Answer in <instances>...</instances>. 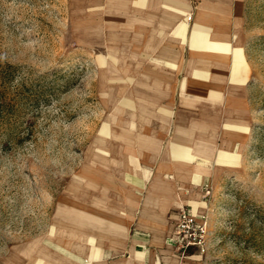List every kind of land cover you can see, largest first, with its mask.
I'll return each instance as SVG.
<instances>
[{"label":"rangeland","instance_id":"rangeland-1","mask_svg":"<svg viewBox=\"0 0 264 264\" xmlns=\"http://www.w3.org/2000/svg\"><path fill=\"white\" fill-rule=\"evenodd\" d=\"M134 11L137 22L132 0H0V264L44 262L69 209L124 185L136 143L122 136L142 127L133 93L154 68ZM238 43L242 100L214 111L219 154L193 202L210 229L200 264H264V0H243Z\"/></svg>","mask_w":264,"mask_h":264},{"label":"crops","instance_id":"crops-1","mask_svg":"<svg viewBox=\"0 0 264 264\" xmlns=\"http://www.w3.org/2000/svg\"><path fill=\"white\" fill-rule=\"evenodd\" d=\"M132 4L139 16L136 22L133 12L132 30L145 33L144 61L154 68L144 73L146 82L133 93L141 97L139 106L132 103L131 109L143 112L142 127L122 136L136 143L128 159L130 171L124 174L123 186H109L115 194L84 200L83 209H69L68 237L55 238L53 248L59 249H49L39 264H200L201 255L194 254L198 250L183 255L178 249L177 223L182 206L202 215L193 202L197 187L210 173L206 162L219 154L207 134L218 116L214 111L230 110L242 100L247 78L238 43L243 0ZM191 13L189 27L186 17ZM123 104L131 103L126 99ZM171 111H177L174 120ZM228 157L223 151L219 159ZM58 257L64 261L58 262Z\"/></svg>","mask_w":264,"mask_h":264},{"label":"built area","instance_id":"built-area-1","mask_svg":"<svg viewBox=\"0 0 264 264\" xmlns=\"http://www.w3.org/2000/svg\"><path fill=\"white\" fill-rule=\"evenodd\" d=\"M189 16L187 20H191ZM210 229L205 216L198 215L190 207L182 206L177 223V245L183 255L196 249L201 254L208 249Z\"/></svg>","mask_w":264,"mask_h":264},{"label":"bare ground","instance_id":"bare-ground-1","mask_svg":"<svg viewBox=\"0 0 264 264\" xmlns=\"http://www.w3.org/2000/svg\"><path fill=\"white\" fill-rule=\"evenodd\" d=\"M175 261V260H174ZM177 262V261H176ZM174 264H176V263H174Z\"/></svg>","mask_w":264,"mask_h":264}]
</instances>
